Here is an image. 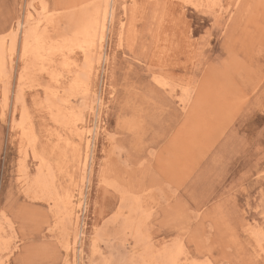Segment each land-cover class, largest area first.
<instances>
[{
	"label": "rangeland",
	"instance_id": "obj_1",
	"mask_svg": "<svg viewBox=\"0 0 264 264\" xmlns=\"http://www.w3.org/2000/svg\"><path fill=\"white\" fill-rule=\"evenodd\" d=\"M103 1L0 0V264H264V0H109L86 95L66 56L23 55L26 10L48 31L41 4Z\"/></svg>",
	"mask_w": 264,
	"mask_h": 264
},
{
	"label": "bare ground",
	"instance_id": "obj_2",
	"mask_svg": "<svg viewBox=\"0 0 264 264\" xmlns=\"http://www.w3.org/2000/svg\"><path fill=\"white\" fill-rule=\"evenodd\" d=\"M95 1V0H94ZM105 1V2H104ZM103 2L105 3V5L102 7L100 6L98 3L94 2V3H90L91 4V9H87L86 7H82L79 8L75 11L71 10V12H66L65 15H58L60 16L59 18H57V14L54 16H52L51 13L53 12H48L50 14V16L44 11V9L42 10L41 7L45 6L44 4H41L42 6H40V9L42 11V15H43V22L45 23L44 25H46L49 29L48 31L39 29L38 23H34V21L36 22V19L34 21L32 18V13L28 10H26V18L24 26H25V30L22 33V52L23 55L26 56L28 54V56H31L34 60H36L37 58H43L44 54L45 56H49V55H54L55 51H57L56 56L58 57H63L66 56V61H64L62 63V66L65 68V71L68 74L72 75V79L74 81H76L75 83H78V85L76 87H82V94L86 95L88 94L87 91V87H86V82L87 79L90 75V70H91V64L93 62V58L90 55V53L92 52V50L97 47L98 45H100L103 37H104V33H105V26L107 23V20L109 19L110 21L112 20V12H109V7L108 6V2L109 0H104ZM99 2V1H98ZM112 3V1H111ZM110 3V4H111ZM112 5V4H111ZM44 8V7H43ZM112 9V8H111ZM133 12V11H132ZM55 13V12H54ZM53 13V14H54ZM133 15V14H132ZM39 16V15H38ZM133 17V16H132ZM42 18V17H39ZM41 20V19H40ZM41 24V21H40ZM22 26V25H21ZM40 31H39V30ZM122 29V28H121ZM12 34V33H11ZM55 37H57V39L60 40V43L58 42V45H55L56 43L55 41ZM14 38V37H13ZM10 40V39H9ZM15 39H13L14 41ZM13 41L11 43H13ZM104 42V41H103ZM21 44V43H20ZM3 45L1 44V40H0V61L3 58V54H4V49H3ZM14 48V43L11 45L10 49L12 51V49ZM73 49H78V51H80L82 55H84V60L85 63L83 65H85L84 69L82 71V74H77V72H75L74 70L77 68V65L74 61H72L70 54L72 52ZM63 50L66 51V53L63 52ZM9 51V50H8ZM99 51V50H98ZM54 52V53H53ZM8 53V52H7ZM43 53V55H42ZM21 54V53H20ZM100 54V53H99ZM103 57V56H102ZM101 57V58H102ZM36 58V59H35ZM45 58V57H44ZM28 59V58H27ZM99 59V57H98ZM20 60V59H19ZM18 61V60H17ZM69 61V62H67ZM32 62V61H31ZM35 62V61H34ZM40 63V62H39ZM48 63V62H46ZM41 64V63H40ZM39 64V65H40ZM60 65V64H59ZM1 66V64H0ZM51 66V65H50ZM76 67V68H75ZM25 68V67H24ZM63 68V69H64ZM3 69V68H2ZM26 69V68H25ZM33 69V68H32ZM62 69V68H61ZM62 69V70H63ZM79 69V68H78ZM29 71V70H28ZM27 71V72H28ZM31 71V70H30ZM100 71V70H99ZM20 72V71H19ZM80 73V72H79ZM24 75V74H23ZM54 75V74H53ZM56 75V74H55ZM28 77V76H27ZM59 77V76H58ZM57 78V77H56ZM28 79V78H27ZM26 80V79H25ZM89 80V79H88ZM17 81V80H16ZM57 82V81H56ZM12 83V82H11ZM74 84V82H73ZM58 86V85H57ZM72 86V85H71ZM70 86V87H71ZM69 87V89H70ZM73 88L75 86H72ZM71 87V88H72ZM15 90V89H14ZM47 90H50L49 88H47ZM73 90V89H72ZM76 92V91H75ZM51 93V92H50ZM74 94V93H73ZM18 95V94H17ZM52 95V94H50ZM53 97H55L54 95H52ZM74 96V95H73ZM71 97V96H70ZM17 98V97H16ZM17 100H21V98L18 97ZM60 100V98H59ZM58 100V101H59ZM56 101V100H55ZM101 101V97H96L95 99V104H97V106L101 105L100 104ZM61 103L63 105L64 109H67V104L69 103L68 101H63L58 103V108L56 106V108L58 109V111L61 109ZM50 104V103H49ZM57 105V104H56ZM48 106V104H47ZM24 107V106H23ZM49 107V106H48ZM47 107V108H48ZM55 108V109H56ZM52 109V108H50ZM65 111V110H64ZM62 112V111H61ZM22 117L25 116L26 111L25 109L22 110L21 112ZM72 113V112H71ZM67 115V114H66ZM68 116V115H67ZM69 117V116H68ZM71 118V117H70ZM69 118V120H70ZM25 120V119H24ZM64 120V119H63ZM77 120V119H76ZM70 123V122H69ZM73 124V122H72ZM82 127L85 128V124L80 123ZM69 125V124H68ZM67 125V126H68ZM71 125V124H70ZM74 125L70 128H73ZM90 127V126H89ZM81 128V127H80ZM92 128V127H91ZM87 129V128H85ZM84 129V131H85ZM93 129V128H92ZM76 130H78L76 128ZM70 131V130H69ZM74 131V130H73ZM83 132V129L80 130V132ZM72 132V131H70ZM75 132V131H74ZM71 136V133H69ZM74 134V133H73ZM72 134V136H73ZM75 135H77L75 133ZM87 135V136H86ZM79 136V135H78ZM68 137V136H67ZM75 137V136H74ZM82 137V136H81ZM93 137V132L90 130H86V133H84L83 139H85V143H84V154L80 159V162L83 165V170L87 171V169H91L89 162V147L90 146V140ZM73 138V137H72ZM76 138V137H75ZM78 138V137H77ZM45 139V138H44ZM82 140V138H81ZM77 141V140H76ZM80 141V140H79ZM46 142V141H45ZM66 142V141H65ZM69 142V141H68ZM80 143V142H79ZM78 143V144H79ZM64 145V142H63ZM80 145V144H79ZM83 145V144H82ZM65 146V145H64ZM81 146V145H80ZM45 160V159H44ZM40 162V160H39ZM78 162V161H77ZM47 164V163H46ZM45 163L43 161H41L40 165H39V169L37 172V178L36 181L37 183H41L43 184V188L45 189L44 193H46L47 195H49L50 198H52L53 200H55V204H59L62 205V216L63 218L67 221V224H70V219H75V222L78 218V215L76 216L75 211H73V207H71L70 204H72V200L68 194L62 196L63 198L60 199H56L54 198V193L53 190L50 188V186H48V183L50 184L51 179L49 176H46V174H43L44 171V167H45ZM48 178V180H47ZM49 181V182H48ZM53 184V183H51ZM12 186V185H11ZM53 186V185H52ZM39 188V187H37ZM36 188V189H37ZM42 188V187H41ZM80 191V190H79ZM31 192V191H30ZM40 192V191H39ZM32 193V192H31ZM146 193V192H145ZM77 195V194H76ZM81 201V200H80ZM80 201H78V203H81ZM78 205V204H77ZM76 206V205H75ZM74 206V207H75ZM80 207V206H79ZM82 207V206H81ZM55 214V213H54ZM58 214V212H57ZM59 215V214H58ZM72 222V221H71ZM77 223V222H76ZM135 223V222H134ZM136 224V223H135ZM135 227V225H134ZM1 230V229H0ZM76 231V230H75ZM75 239L77 240L80 232L77 230V232H75ZM187 235V234H186ZM203 237V236H202ZM75 240V243H77ZM96 240V239H95ZM95 242V241H94ZM95 244V243H94ZM93 247H95V245H93ZM221 247V246H220ZM77 248V247H76ZM162 250V249H161ZM94 251V250H93ZM139 251V250H138ZM80 252V251H79ZM73 254H76V250L75 252L73 251ZM175 254V252H174ZM173 253H167L164 258H163V262L162 264H178V259L177 256L174 255ZM223 260V259H222Z\"/></svg>",
	"mask_w": 264,
	"mask_h": 264
}]
</instances>
